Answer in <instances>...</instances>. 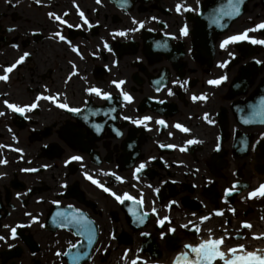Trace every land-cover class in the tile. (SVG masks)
<instances>
[{
  "label": "flooded vegetation",
  "instance_id": "af4514ba",
  "mask_svg": "<svg viewBox=\"0 0 264 264\" xmlns=\"http://www.w3.org/2000/svg\"><path fill=\"white\" fill-rule=\"evenodd\" d=\"M178 3L182 5L179 13ZM199 4L197 0H0V62L8 67L24 53L29 54L7 73L0 100L25 106L36 101L37 96L52 97L39 99L32 115L50 123L53 137L60 133L80 135L81 148L65 142L59 158L43 161L47 170L24 176L18 190L0 197V236L5 237L0 240V264H62V254L57 259L55 253L68 249L79 238L65 231L51 234L42 227L62 191L71 194L62 202L86 212L98 225L100 239L107 237L106 244L118 247L111 235L118 236L121 228H129L111 192L128 193L136 200L143 198L147 212L155 209L146 231L153 232L157 220L169 216L170 227L182 235L180 225L191 218L192 212L185 210L184 197L204 202L213 211L215 206L201 196L206 194L202 188L207 184L217 182L223 192L231 188L239 169L252 185L262 178L249 167L248 159H233L232 138L224 144L227 167L221 171L222 177H215L209 169L219 138L216 116L222 107L231 104L228 91L238 72L219 67L228 58L230 48L217 49L211 66L192 57L191 36L196 33L185 8L190 6L197 13ZM49 13L66 23L50 18ZM133 20L143 22V26ZM185 25L188 36L180 31ZM120 31L127 34L116 35ZM57 32L66 40H60ZM180 41L183 46H179ZM105 43L111 51L104 47ZM221 76L227 77L224 85L207 83ZM121 80L125 83L119 88L112 83ZM93 87L100 89L101 95L88 91ZM255 88L239 99L247 98ZM105 92L111 94L110 100L103 98ZM125 92L132 100L120 105ZM193 95L204 98L194 101ZM56 102L80 111H62ZM144 116L151 120L133 123ZM160 120L165 123H157ZM5 121L0 119V127ZM177 124L182 127H175ZM36 128L45 129L42 125ZM236 128L230 115V132ZM250 133L255 144L264 128H252ZM188 140L196 142L187 144ZM73 156L82 159L70 163ZM247 157L257 159L253 152ZM141 163L146 167L136 173ZM85 174L103 189L90 184ZM184 184L194 186V191H184ZM76 191L89 203L79 202ZM171 202L175 205L170 209ZM236 203L242 218L263 215L264 199L249 202L242 197ZM218 208L230 218L221 202ZM113 213L117 214L116 220ZM19 225L27 226L26 231H21L24 226L19 227L16 238L10 239V229ZM25 236H31L39 247H30L23 241ZM14 250L16 256L11 259L3 255ZM116 253L118 256V249Z\"/></svg>",
  "mask_w": 264,
  "mask_h": 264
},
{
  "label": "snow or ice",
  "instance_id": "6c2138e0",
  "mask_svg": "<svg viewBox=\"0 0 264 264\" xmlns=\"http://www.w3.org/2000/svg\"><path fill=\"white\" fill-rule=\"evenodd\" d=\"M39 2H40V0H37V3H39ZM97 2L99 3L100 0H97ZM228 2L232 8V12H235V14L238 15L239 11H240V4L242 3V0H228ZM197 3L199 4V0H197ZM181 7H182V5L180 3H178L176 5V11L178 13L181 11ZM185 10L186 11H193V9L190 6L186 7ZM66 14L67 13H65V15ZM79 14H80L81 18H83V13L80 12ZM227 14L231 15L232 13L229 12ZM49 16H50V18L55 17L56 20H61V17L55 16L54 13H49ZM153 19H155V18H153ZM61 22L66 23V21H63V20H61ZM84 23L88 24V21L86 18L84 19ZM133 23L134 24L139 23L141 27L143 26V22H137V21L133 20ZM69 26H71V25H69ZM257 28H264V23L258 25ZM135 30L136 29H131V31H135ZM252 30H255V29L246 30L245 33H243V34H237V35H233L231 37H228L227 39H225L224 41L221 42L220 47L223 49L230 42H237V41H242V40H250L251 43L264 44V41L255 40V39L247 36V31H252ZM180 31H181L182 35H187L188 34L187 26L185 25L183 28H181ZM126 34L127 33L124 31H120V32L116 33V35H119V36H125ZM56 36H58L60 40H66V38L64 36L60 35L59 32L56 33ZM67 42L69 44H71L70 41H67ZM14 47H16V45H14ZM104 47L108 48V50L111 51V49L108 47L107 43L104 44ZM72 50L78 51L75 47H73ZM27 55H29V54L24 53V55L19 57V59L14 64H12L11 66L5 67L4 68L5 74L0 75V80L7 81V79H8L7 73H10L17 66V64L21 63L24 60L25 56H27ZM226 63L227 62L221 63L219 65V67H221V68L225 67ZM257 63H259V62H257ZM226 79H227L226 76H221L217 79L208 80L207 83L209 85H217L218 86L222 81H225ZM112 83L115 84L117 88H119L121 84L125 83V81H122V80L118 81V82L113 81ZM88 91L90 93H95L98 96L101 95V90L98 88H95V87L88 89ZM168 94L169 95L172 94L170 89L168 90ZM122 95H123L125 100H127V101L132 100V97L128 93L125 92V93H122ZM41 98L49 99V100L53 99L52 97L37 96L36 101H34L31 105L18 106L16 104L9 103L7 100L4 101V104L10 110H13L14 112L19 113L20 115L23 116L26 111H31L32 109H35L37 107V101H39V99H41ZM103 98L110 100L111 94L105 92V93H103ZM203 98H204L203 96H201V97H196L195 95L192 96V99L194 101L197 99H203ZM57 106L60 108H65L70 112H79L80 111V109H78V108H69V106L67 104H64V103H60ZM2 115H4V113L0 112V116H2ZM205 117H207V114H205ZM124 119H130V118L124 117ZM149 120H151V117L144 116L141 120L133 121V123L140 124V123H143L144 121H149ZM209 122L211 123L212 121H209ZM243 122L244 123H250L251 121L246 119ZM157 123L164 124L165 122L160 120V121H157ZM175 127L181 128L182 126L177 124V125H175ZM182 130L185 132L189 131L186 128H182ZM195 142L196 141H194V140H188L187 144H193ZM0 147H6V146L0 145ZM168 147H174V146L168 145ZM15 150L21 151L19 149H15ZM80 159H82V158L78 157V156L70 157V160H80ZM0 163H6V161L0 160ZM66 163H68V161H66ZM145 167H146V164L141 163V164H139L138 167L135 168V172L138 173L141 170H143ZM21 171L35 172V171H37V169H21ZM85 175L88 179H90V180L92 179L91 176H88L87 174H85ZM92 182L97 183V181H95V180H92ZM233 187H235V186H233ZM104 191L109 192L110 190L108 188H104ZM156 191H158V189ZM229 191L230 190H226V193H228ZM110 194L120 203H124L125 200L131 201L134 199L128 193H124L123 195H118L114 192H111ZM257 194L264 195V185H261L259 189L254 190L252 193H250V197L256 196ZM17 195H19V194H17ZM53 203L58 204L59 201H54ZM136 203L142 205V199L137 200ZM152 211L155 212V209L153 208ZM56 217H66V213L57 212ZM33 219H35V218H33ZM201 219H207V217H202ZM166 220H168V217H164L162 219H159L158 223L161 226H163ZM72 222L79 226L80 234H87L88 243L91 244L92 243V235H91L92 230L90 227H88L90 222L87 221V218L84 217L83 213H80L79 210H77V215L75 217H73ZM63 223H64V221H61V226H63ZM243 224L246 227H250V225H247L246 222H243ZM5 227H8V226L5 225ZM170 231H174V229H170ZM10 233H11L12 238H16V235H17L16 227H12L10 229ZM142 235L146 236V235H148V233H142ZM113 238H115V237L113 236ZM4 239H5V237L0 236V240H4ZM222 243H223V238L213 239V238L209 237L208 239L201 241L199 244H197L195 246L185 245V248L190 249V251L192 253H194V257L189 259L187 252L181 253V257L184 258V264H214V261H216V260L221 261L222 264H264V253L258 254L257 252H254V251H247L245 249L244 245H239L237 247L228 248L227 253H226L225 251H222L220 248V245ZM71 247L76 248L77 244H72ZM85 254L86 253L78 252L75 254V256H72V253H68V252L64 253V255L71 256L72 259L75 261H78L79 259H81V257ZM57 255H60V253H57ZM125 258H126V256H125ZM138 259H139V257L133 259L131 261V264H137ZM177 264H180V258L177 259Z\"/></svg>",
  "mask_w": 264,
  "mask_h": 264
},
{
  "label": "rangeland",
  "instance_id": "374dc122",
  "mask_svg": "<svg viewBox=\"0 0 264 264\" xmlns=\"http://www.w3.org/2000/svg\"><path fill=\"white\" fill-rule=\"evenodd\" d=\"M25 143H26V142H25ZM21 166H25V164H23V165L20 164V167H21ZM11 168H12V167H11Z\"/></svg>",
  "mask_w": 264,
  "mask_h": 264
},
{
  "label": "water",
  "instance_id": "95a60500",
  "mask_svg": "<svg viewBox=\"0 0 264 264\" xmlns=\"http://www.w3.org/2000/svg\"><path fill=\"white\" fill-rule=\"evenodd\" d=\"M222 1V0H221ZM224 2V1H223ZM214 264H215V261H214Z\"/></svg>",
  "mask_w": 264,
  "mask_h": 264
}]
</instances>
